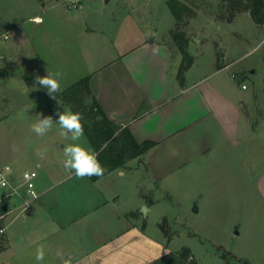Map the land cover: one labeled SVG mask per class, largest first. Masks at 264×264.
<instances>
[{
	"label": "crops",
	"instance_id": "1",
	"mask_svg": "<svg viewBox=\"0 0 264 264\" xmlns=\"http://www.w3.org/2000/svg\"><path fill=\"white\" fill-rule=\"evenodd\" d=\"M64 6L60 0H0V38L6 40L0 45V73L29 68L31 58L25 53L29 47L46 73L63 74L62 90L90 77L92 92L108 118L129 129L138 143L155 145L95 182L74 173L54 178L48 176L50 170L41 156L29 161L25 170L38 171L37 178L41 175L35 181L36 198L30 211L21 214L23 201L28 198L27 189L26 194L19 193L26 188L23 183L12 186L18 195H11L9 188L4 197L10 200V213L0 223V228H5L0 236L4 255L0 264H36L38 244L47 252L44 264H62L57 251L73 259V264H158L175 254L168 243L148 233L144 226L146 214L156 207L154 191L170 194L191 182L198 171H207L219 160L223 164L228 156H240L241 148L242 154L251 156L257 125L246 112L243 91L248 89L237 88L235 75L229 76L234 62L226 63L228 51L222 44L221 60L216 47L208 63L200 60L205 41L192 44L194 63L182 79V53L157 39L142 42L95 73H89L84 61V68L77 67L85 73L77 79L75 65L66 68V63L75 60L76 50L86 57L78 35L85 36L90 45L91 33L86 28L80 30L73 20L66 23L78 37L73 43L74 54L56 39L58 33L53 30L62 28L57 24L59 17L70 13ZM237 17L225 23L233 24ZM177 53L179 58H175ZM71 74L74 79L70 80ZM85 148L95 152L90 142ZM128 170L130 178L123 181ZM44 172L47 178L42 177ZM123 185L129 190L124 198ZM260 186L264 191V171ZM17 196L19 202L12 209ZM143 207L147 208L145 214Z\"/></svg>",
	"mask_w": 264,
	"mask_h": 264
},
{
	"label": "rangeland",
	"instance_id": "2",
	"mask_svg": "<svg viewBox=\"0 0 264 264\" xmlns=\"http://www.w3.org/2000/svg\"><path fill=\"white\" fill-rule=\"evenodd\" d=\"M169 1L91 0L80 10L68 9V15L60 16L59 23L55 21L62 28L56 27L53 32L58 33L56 39L72 53L76 46L73 43L80 38L86 57L76 50L73 53L75 60L66 63V68L75 65L73 70L77 71V79L85 73L80 69L84 68V61L89 73H95L119 55L151 39L167 41L179 50L174 34L182 33L189 42L187 50L190 55L194 43L205 41L200 60L207 63L215 47L221 60L223 49L221 51L220 46H225L228 51L226 63L234 62L229 76L235 75L233 81L237 88L242 90V86H246L248 89L243 91L246 112L257 125L251 142L252 154L245 156L241 148L240 156H228L223 164L219 160L207 171H198L191 182L171 190L170 194L165 190L154 191L152 200H155L156 207L146 214L144 226L148 233L168 243L175 255L188 250L189 258L194 261L189 262L188 258L185 264H264V191L260 186L264 171V28L258 26L247 12L233 17L234 13L221 0H180L194 13L177 22L168 6ZM63 2L60 0L64 8ZM236 16L233 24L225 23L233 21ZM72 20L79 24L80 30L86 28L91 33V46L86 43L85 36L72 35L66 24ZM149 33L155 35L150 37ZM5 42L1 37L0 45ZM25 53L31 58L29 68L0 73V167L10 166L15 170L16 187L23 183L25 165L40 159L39 153L44 149H47L43 160L50 170L48 176L68 177L72 172L63 166V147L72 143L83 147L89 144L85 133L76 142L61 136V129L55 123L43 137L31 131L38 114L52 116L55 120L58 111L71 108L60 99L51 98L39 85L32 90L36 76L43 77L42 74L47 73L31 48L27 47ZM178 56L177 53L175 58ZM183 61L184 57L182 64ZM73 76L71 74L70 80L74 79ZM129 176L130 173L123 181H128ZM42 177L47 178V173L44 172ZM118 180L121 182L122 179ZM123 187L124 198L129 195V190L125 185ZM9 190L0 188V200ZM19 193L26 194V188L19 189ZM16 202H19L18 196L13 198L12 209ZM1 252L0 262L4 256ZM159 264L177 262L170 258Z\"/></svg>",
	"mask_w": 264,
	"mask_h": 264
},
{
	"label": "trees",
	"instance_id": "3",
	"mask_svg": "<svg viewBox=\"0 0 264 264\" xmlns=\"http://www.w3.org/2000/svg\"><path fill=\"white\" fill-rule=\"evenodd\" d=\"M221 3L234 13L233 17L237 13L247 12L258 26L264 27V0H221ZM168 6L177 22H182L186 15L190 16L194 13L180 0H170ZM174 37L184 57L179 73L182 79L185 72L193 65L194 59L187 50L189 42L186 36L179 33L174 34ZM90 84V77L84 78L68 89L55 94V97L73 112H80L83 116L84 133L94 151L99 153L98 159L105 168L102 176L88 178L95 182L113 171L124 168L130 160L147 153L155 143H138L129 129H122L112 122L97 101ZM174 256L159 263L174 258L177 264H185L184 261L189 258L190 252L185 250Z\"/></svg>",
	"mask_w": 264,
	"mask_h": 264
},
{
	"label": "clouds",
	"instance_id": "4",
	"mask_svg": "<svg viewBox=\"0 0 264 264\" xmlns=\"http://www.w3.org/2000/svg\"><path fill=\"white\" fill-rule=\"evenodd\" d=\"M150 37L154 36V33L148 34ZM63 74L61 72L51 73L47 71V74L43 77L36 76L34 81L35 85H39L40 88L45 89L47 94L55 99V94L60 93L61 79ZM59 104V102L57 101ZM57 119H53L52 116H42L38 114V119L31 125V131L37 136L43 137L47 135L53 128V124H58L61 129L60 135L69 138L73 141H79L84 135L83 116L80 112H73L71 110L58 111L56 113ZM47 149H44L39 153L41 158H45ZM63 166L65 169L71 171L76 177L84 179L91 178L93 176H102L105 172V168L98 159L99 153L89 151L79 143H72L63 148ZM7 181L3 177H0V184H6ZM58 228L53 225V231H57ZM47 252L43 244H38L35 251L36 264H44ZM56 255L61 258L62 264H73V259L66 257L62 251H57Z\"/></svg>",
	"mask_w": 264,
	"mask_h": 264
},
{
	"label": "built area",
	"instance_id": "5",
	"mask_svg": "<svg viewBox=\"0 0 264 264\" xmlns=\"http://www.w3.org/2000/svg\"><path fill=\"white\" fill-rule=\"evenodd\" d=\"M65 5L68 7V9H80L82 8L86 3L90 2L91 0H63ZM6 39H8V36H6ZM243 89H246V86H243ZM0 177H3L6 179V184H0V188H11V195H18V189L13 188V184L15 183L14 179V172L13 169L10 166L0 167ZM38 177L37 171L34 170H28L25 171L22 178H23V185L27 189V196L28 198L23 201V206L21 208L20 213L21 214H27L31 207H32V201L34 198H36L35 193V180ZM5 201V198L0 200V204L2 205ZM8 213H3L0 211V223L4 221L7 217ZM5 228H0V236L4 235ZM194 261L192 257L189 258V262Z\"/></svg>",
	"mask_w": 264,
	"mask_h": 264
},
{
	"label": "water",
	"instance_id": "6",
	"mask_svg": "<svg viewBox=\"0 0 264 264\" xmlns=\"http://www.w3.org/2000/svg\"><path fill=\"white\" fill-rule=\"evenodd\" d=\"M10 208V200L7 199L5 202L1 205L0 211L3 213H8ZM142 212L145 214L147 212V208H143ZM0 248H1V238H0Z\"/></svg>",
	"mask_w": 264,
	"mask_h": 264
}]
</instances>
